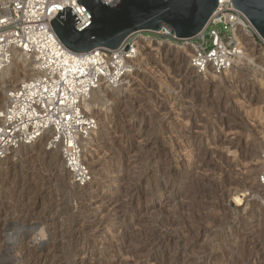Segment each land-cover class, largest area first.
I'll return each mask as SVG.
<instances>
[{
    "label": "rangeland",
    "instance_id": "obj_1",
    "mask_svg": "<svg viewBox=\"0 0 264 264\" xmlns=\"http://www.w3.org/2000/svg\"><path fill=\"white\" fill-rule=\"evenodd\" d=\"M152 37L129 83L94 99L96 181L74 184L47 139L0 163V264H264L260 39L222 74Z\"/></svg>",
    "mask_w": 264,
    "mask_h": 264
},
{
    "label": "built area",
    "instance_id": "obj_2",
    "mask_svg": "<svg viewBox=\"0 0 264 264\" xmlns=\"http://www.w3.org/2000/svg\"><path fill=\"white\" fill-rule=\"evenodd\" d=\"M54 1L0 3V73L11 64L15 51L27 61H34L38 71L11 89L0 109V163L12 151L50 133L48 149L59 148L71 181L86 186L92 181L93 172L85 159L82 138L97 127L98 121L85 110L84 101L102 85H122L134 71L139 50L135 41L142 37L153 40L155 32H136L116 49L99 47L90 52H73L60 40L51 23L57 15ZM68 7L80 19L75 24L77 29L91 20L77 0ZM239 17L253 36L259 37L264 55V39L233 0H218L207 25L195 37L180 39L170 28L156 34L161 41L191 48V66L196 71L205 73L211 68L221 73L231 68L244 50L234 36ZM258 181L264 188V152Z\"/></svg>",
    "mask_w": 264,
    "mask_h": 264
},
{
    "label": "water",
    "instance_id": "obj_3",
    "mask_svg": "<svg viewBox=\"0 0 264 264\" xmlns=\"http://www.w3.org/2000/svg\"><path fill=\"white\" fill-rule=\"evenodd\" d=\"M90 21L77 29L80 19L71 7L59 10L53 28L73 52L95 48L116 49L132 34L170 28L180 39L198 35L207 25L218 0H77ZM264 39V0H233Z\"/></svg>",
    "mask_w": 264,
    "mask_h": 264
},
{
    "label": "bare ground",
    "instance_id": "obj_4",
    "mask_svg": "<svg viewBox=\"0 0 264 264\" xmlns=\"http://www.w3.org/2000/svg\"><path fill=\"white\" fill-rule=\"evenodd\" d=\"M105 1H110V0H105ZM54 6H53V8L54 9H56V12H57V15H58V13H59V10L61 9V12H63V9H64V7H68V6H71V5H75L76 4V0H55L54 1ZM77 7H78V5H77ZM234 36H235V39H236V41H237V44L238 45H240L241 47H243V53H242V55H241V57L240 58H245V59H247L248 61H250V60H252V58L254 59V57H252L254 54H253V47H254V43H253V34L251 33V31L248 29V27L246 26V22L242 19V18H238L237 20H236V24H235V27H234ZM136 44L140 47V44H142V43H149V39H147V38H138L136 41ZM157 44H159V43H157ZM158 46V45H157ZM252 46V47H251ZM257 48H258V46H257ZM259 49V48H258ZM139 51V50H138ZM260 56H261V60H262V62L264 63V55H263V53L260 51ZM253 61V60H252ZM18 64H25V66L24 67H22L21 68V70H19V68H16L17 66H18ZM263 66V65H262ZM12 67H13V72L14 71H16L15 73V78H14V81L12 82V84L11 85H13L12 86V88H10V90L11 89H13V88H15V87H17L20 83H22L23 81H25L26 79H28V78H31V77H33V76H35V75H37V73H38V71H37V69L35 68V62L34 61H27V59H26V57L21 53V52H19V51H15L14 52V56H13V59H12V61H11V64L7 67V68H5V69H3L2 71H1V73H0V83L3 81V83L4 82H8V79L6 80V78L7 77H9L10 78V76H9V72L11 71V69H12ZM15 67V68H14ZM230 69L231 68H229V69H226L225 71V73H228L229 71H230ZM27 72H28V75H26L27 74ZM210 72H212V73H214L215 71L214 70H212V69H208L205 73H210ZM222 74L224 73V72H221ZM22 75H24V79L23 78H21L22 77ZM13 76V77H14ZM29 76V77H28ZM129 78H127L126 79V81L124 82V84L123 85H120V86H118V87H120V89L123 87L124 88V86L125 85H127L128 83H129V80H128ZM20 80V81H19ZM18 82V83H17ZM130 86H132V85H130ZM129 86V87H130ZM6 87V85L3 87H0V90L2 91V90H4V88ZM107 87V86H106ZM118 87H116L117 89H118ZM128 87V88H129ZM108 88H109V86H108ZM108 88H104V86L102 85V86H100L99 88H97V89H95V90H93L91 93H90V95H89V97H88V99H86L85 101H84V108H85V110L87 111V110H90L91 112L90 113H92V114H90V115H93V113H96L95 112V108L93 107L94 105V99L96 98V99H99V100H103V99H105L106 98V96H107V94H106V91L108 90ZM127 88V89H128ZM131 88V87H130ZM110 89V88H109ZM115 89V88H114ZM10 90H6V93H5V95H6V97L4 98V101H5V103L7 102V95H8V92L10 91ZM108 101V100H107ZM98 117V116H97ZM98 120V119H97ZM96 129H98V126L95 128V129H93L86 137H84V138H82V144H83V146L84 147H86L88 144H90L91 145V143L95 140V136H96ZM51 134L50 133H48V134H44V135H42L38 140H37V142L38 141H42V140H44V139H47V141L49 142L50 141V139H51ZM32 144H30V145H26V146H23L22 148H20V149H17V150H15V151H20V150H27L28 148H30V146H31ZM85 150V149H84ZM15 151H12L11 153H10V155L12 154V153H14ZM30 151V150H29ZM86 152V151H85ZM86 155H87V153H85ZM192 157V156H191ZM61 160V159H60ZM262 162V161H261ZM88 163H89V161H88ZM89 165H91V162H90V164ZM91 168H93V166H91ZM93 171H94V169H93ZM172 172V171H171ZM170 172V173H171ZM175 173V172H174ZM174 173H173V175H174ZM171 175V174H170ZM169 175V176H170ZM94 181H96V176H95V174H94V177H93V179H92V181L90 182V183H92V182H94ZM169 181V180H168ZM112 182V181H111ZM89 183V184H90ZM261 186V185H260ZM113 187V186H112ZM107 193V192H106ZM244 193H242V195H236V197H235V199L238 201V202H242V200H243V196L245 195H243ZM246 196V195H245ZM118 202V201H117ZM242 204V203H241ZM183 217V216H182ZM181 217V218H182ZM183 219V218H182ZM174 221V220H173ZM179 222V221H178ZM170 223V222H169ZM167 224V223H166ZM185 224V223H184ZM170 226V225H169ZM178 228V227H177ZM175 229V228H174ZM180 229V228H179ZM169 230H171V229H169ZM173 230V229H172ZM198 235V234H197ZM182 236V235H181ZM169 239V238H168ZM184 239V238H183ZM186 240V239H185ZM174 242H176V241H174ZM196 242V241H195Z\"/></svg>",
    "mask_w": 264,
    "mask_h": 264
}]
</instances>
